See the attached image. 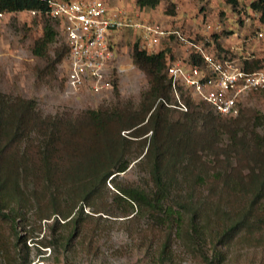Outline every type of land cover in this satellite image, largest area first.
<instances>
[{"label": "trees", "instance_id": "trees-1", "mask_svg": "<svg viewBox=\"0 0 264 264\" xmlns=\"http://www.w3.org/2000/svg\"><path fill=\"white\" fill-rule=\"evenodd\" d=\"M136 3L155 8L159 0ZM251 8L264 22V0ZM45 9L38 0H0V11L35 10L52 22ZM56 35L53 24H44L32 54L47 58ZM66 54L62 44L53 65ZM166 58L164 50L148 54L134 45L133 65L148 81L137 107L126 101L44 115L33 100L0 93V250L9 254L12 247L1 234L2 222L17 234L19 224L34 221L41 230L42 222L52 220L54 233H71L38 243L62 246L94 215L117 217L119 211L131 220L138 214L133 205L161 211L183 241L203 247L209 238L210 264L232 245L264 246V134L250 129L251 123L264 127V115L240 111L238 117L224 119L189 99V110L177 117L164 103L156 106L159 100L169 101L171 94ZM111 85L116 91L115 78ZM131 165L146 172L148 190L116 183ZM108 186L115 190L111 202L106 199ZM171 197L173 205H168Z\"/></svg>", "mask_w": 264, "mask_h": 264}, {"label": "rangeland", "instance_id": "rangeland-1", "mask_svg": "<svg viewBox=\"0 0 264 264\" xmlns=\"http://www.w3.org/2000/svg\"><path fill=\"white\" fill-rule=\"evenodd\" d=\"M107 1L110 7L130 14L136 23L156 25L168 31L180 30L188 40L196 43L208 39V52L219 60L225 58L224 60L231 61L235 68L245 72H264V22L260 20V13L251 8V4L257 0H159L155 8H141L136 0ZM6 13V16L0 18V93L35 101L44 115L96 110L126 101L132 102L136 107L140 104L142 93L148 89V81L132 62L134 45L138 44L143 50L138 31L124 29L115 35L116 57L109 65V78L103 90L96 92L88 85L73 89L66 84V55L56 65L52 63L55 50L62 45V37L54 22L40 14L31 15L27 11ZM46 23L54 25L57 35L47 49V58L34 56L32 48L42 37ZM259 33L263 36L259 37ZM158 50L166 52L167 65L194 60V53L174 38L165 39ZM114 78L116 91L111 85ZM178 95L185 105L187 99L195 105L203 104L193 99L188 88L182 87ZM166 102L170 106L176 104L172 92ZM186 107L189 110L187 105ZM169 108L174 110L175 117L182 112ZM240 108L241 111L263 116L264 89L245 95ZM250 129L264 134V127L260 123H251ZM228 140L224 135L223 143ZM116 183L121 187L134 185L143 190L150 187L146 172L137 165H131L125 173L120 174ZM108 187L106 199L111 202L115 190ZM173 201L171 197L168 205H173ZM239 205L240 201L234 207ZM132 210L138 214L131 220L122 218L119 211L117 217L94 215L86 223H81V230L70 237L68 242L63 241L62 246L42 247L38 243H48L52 241V237H67L71 233L66 230L54 233L51 229L52 220L42 222L41 230L39 223L34 221L27 225L19 224L18 235L13 233L8 224L2 222L4 231L1 234L12 247L9 254L0 250V264H21L22 260H27L29 264L213 262L209 238H206L203 247L192 241H183L176 235V227L171 226L161 211H144L137 205H133ZM84 213L91 214L90 208H84ZM58 220L63 223L59 218ZM183 225L187 226V223ZM167 233H171L168 239ZM223 251L224 257L213 264H264V246L239 248L232 245Z\"/></svg>", "mask_w": 264, "mask_h": 264}, {"label": "built area", "instance_id": "built-area-1", "mask_svg": "<svg viewBox=\"0 0 264 264\" xmlns=\"http://www.w3.org/2000/svg\"><path fill=\"white\" fill-rule=\"evenodd\" d=\"M38 1L45 4V14L53 20L67 48L66 84L70 88L88 85L93 91L103 90L109 78V65L116 57L115 35L124 29H135L141 37V47L148 54L158 53L161 43L168 38H174L194 53L195 62L167 65V78L176 104L170 106L165 100L158 103L168 108L187 111L178 95L185 87L194 100L206 104L215 115L232 119L238 117L245 95L264 89V72H245L225 58H215L208 52L206 38L196 43L180 30L168 31L156 25L136 23L127 12L110 7L107 0ZM27 12L34 16L40 14L35 10ZM6 14L0 11V18Z\"/></svg>", "mask_w": 264, "mask_h": 264}]
</instances>
